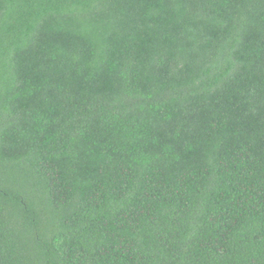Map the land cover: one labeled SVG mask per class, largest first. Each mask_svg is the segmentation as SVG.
Wrapping results in <instances>:
<instances>
[{"label": "trees", "instance_id": "16d2710c", "mask_svg": "<svg viewBox=\"0 0 264 264\" xmlns=\"http://www.w3.org/2000/svg\"><path fill=\"white\" fill-rule=\"evenodd\" d=\"M0 264H264V0H0Z\"/></svg>", "mask_w": 264, "mask_h": 264}]
</instances>
